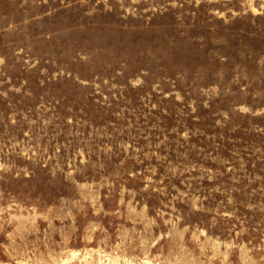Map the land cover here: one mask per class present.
<instances>
[{
    "label": "rangeland",
    "instance_id": "374dc122",
    "mask_svg": "<svg viewBox=\"0 0 264 264\" xmlns=\"http://www.w3.org/2000/svg\"><path fill=\"white\" fill-rule=\"evenodd\" d=\"M0 264H264V0H0Z\"/></svg>",
    "mask_w": 264,
    "mask_h": 264
}]
</instances>
